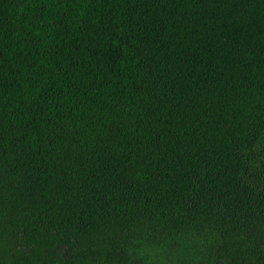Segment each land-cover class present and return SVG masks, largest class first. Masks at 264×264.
<instances>
[{
  "label": "trees",
  "instance_id": "obj_1",
  "mask_svg": "<svg viewBox=\"0 0 264 264\" xmlns=\"http://www.w3.org/2000/svg\"><path fill=\"white\" fill-rule=\"evenodd\" d=\"M0 264H264V0H0Z\"/></svg>",
  "mask_w": 264,
  "mask_h": 264
}]
</instances>
